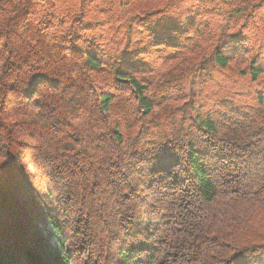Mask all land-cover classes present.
<instances>
[{"label": "trees", "instance_id": "16d2710c", "mask_svg": "<svg viewBox=\"0 0 264 264\" xmlns=\"http://www.w3.org/2000/svg\"><path fill=\"white\" fill-rule=\"evenodd\" d=\"M0 161V264H264V0H0Z\"/></svg>", "mask_w": 264, "mask_h": 264}, {"label": "rangeland", "instance_id": "374dc122", "mask_svg": "<svg viewBox=\"0 0 264 264\" xmlns=\"http://www.w3.org/2000/svg\"><path fill=\"white\" fill-rule=\"evenodd\" d=\"M44 231L46 232V226L44 225ZM82 243L80 242V245H81ZM65 246H66V243H65ZM71 250H73V248H71ZM83 253V250L81 249V251H76V252H74L73 253V255L72 256H77V258H74V260H75V264H94V261L92 260V261H89V256L88 257H85L86 255H84L83 256V258H82V254ZM85 257V258H84Z\"/></svg>", "mask_w": 264, "mask_h": 264}, {"label": "snow or ice", "instance_id": "6c2138e0", "mask_svg": "<svg viewBox=\"0 0 264 264\" xmlns=\"http://www.w3.org/2000/svg\"><path fill=\"white\" fill-rule=\"evenodd\" d=\"M3 162L2 161H0V164H2Z\"/></svg>", "mask_w": 264, "mask_h": 264}]
</instances>
